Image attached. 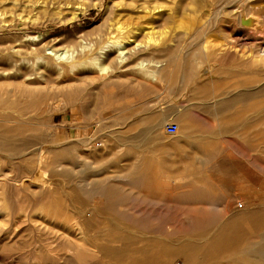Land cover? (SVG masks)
<instances>
[{
    "label": "rangeland",
    "instance_id": "374dc122",
    "mask_svg": "<svg viewBox=\"0 0 264 264\" xmlns=\"http://www.w3.org/2000/svg\"><path fill=\"white\" fill-rule=\"evenodd\" d=\"M10 18L1 36L69 56L48 81L29 60L5 96L16 138L45 150L0 152V264H264V0H0ZM117 20L127 64L107 42Z\"/></svg>",
    "mask_w": 264,
    "mask_h": 264
},
{
    "label": "bare ground",
    "instance_id": "6f19581e",
    "mask_svg": "<svg viewBox=\"0 0 264 264\" xmlns=\"http://www.w3.org/2000/svg\"><path fill=\"white\" fill-rule=\"evenodd\" d=\"M14 1V0H13ZM18 1V0H17ZM37 1V0H36ZM40 1V0H39ZM244 1V0H243ZM259 1V0H258ZM20 2V1H19ZM29 1H27L28 3ZM256 2V0H255ZM7 3V2H6ZM33 3V1H32ZM42 3V2H41ZM41 3L40 6H41ZM247 3V2H246ZM259 3V2H257ZM257 3H253L254 4H257ZM29 4V3H28ZM38 4V3H36ZM43 4V3H42ZM20 5V4H19ZM22 5V4H21ZM35 5H33L32 7L33 8H37V5L36 7H34ZM6 7V6H5ZM9 7V6H8ZM12 7V6H11ZM20 7V6H19ZM45 7V5L43 6ZM48 7V6H47ZM7 8V7H6ZM227 8V6H226ZM17 9V8H16ZM2 10V9H1ZM6 10V9H5ZM23 10V9H22ZM35 10V9H34ZM223 11V9H221ZM220 10V11H221ZM226 9H224L225 11ZM11 11V10H10ZM219 11V10H218ZM223 11V12H224ZM233 11V9H232ZM25 12V11H24ZM29 12V11H28ZM229 12H230V8H229ZM229 12H227V14H229ZM2 13V12H1ZM23 13V12H22ZM220 13V12H219ZM218 13V14H219ZM3 14V13H2ZM7 14V13H6ZM16 14V13H15ZM217 14V13H216ZM217 14V15H218ZM224 14V13H223ZM5 15V13H4ZM33 15V14H32ZM150 15V14H149ZM3 16V15H2ZM8 16V15H7ZM28 16V15H27ZM34 16V15H33ZM39 16V15H38ZM139 16V15H138ZM9 17V16H8ZM16 17V16H15ZM23 17V16H22ZM4 18V17H3ZM29 18V17H28ZM27 18V19H28ZM38 18V17H37ZM42 18V17H41ZM141 18L142 20L141 21H146V22H149V19L146 18L145 16L143 17H139ZM26 19V20H27ZM5 21H7L5 18H4ZM3 20V21H4ZM11 20V18H10ZM24 20V21H26ZM31 20V19H30ZM34 20V19H33ZM48 20V19H47ZM211 20V19H210ZM263 20V19H262ZM4 21V22H5ZM15 21H18V18L17 20ZM12 18L11 21H8L10 23H7V24H2L0 25V29H3L2 27H5L6 29L8 30H12L14 28V26L16 25V22H15ZM20 21V20H19ZM18 21V22H19ZM217 21V20H216ZM29 22V21H28ZM46 22V21H45ZM24 23V22H23ZM151 23V22H150ZM149 23V24H150ZM260 17L259 15L257 14H253L251 12H248V11H243L241 14H240V24L241 26L243 27H246L249 29L252 28L253 31L254 29H259L260 28ZM29 24V23H28ZM6 25V26H5ZM17 26V25H16ZM15 26V27H16ZM24 27H27L26 24H23ZM29 26V25H28ZM36 27V26H35ZM153 28V27H152ZM123 29V26L122 24L120 23V20H117L116 22H114L112 24V26L106 31V37H107V42L108 43H112L113 47L115 46V49L111 52L113 53H116V56H115V59L117 61V63H123L125 64L126 63V60H128L130 58V48L128 46V44H126V42H128L127 40L126 41H123V38L121 37H117V33L119 31H122ZM143 29V28H140V30ZM7 30V31H8ZM14 30V29H13ZM28 30V29H27ZM105 31V30H103ZM261 31V30H260ZM9 32V31H8ZM17 32V31H16ZM14 33V32H13ZM19 33V32H18ZM123 33V32H122ZM115 34V35H114ZM14 35V34H13ZM17 35V34H16ZM29 35V34H28ZM31 35V34H30ZM10 36H12L10 34ZM10 36H1L0 35V152H4V153H10V154H26L28 152H32L33 150H35L36 148L37 149H40L41 151H44L45 147L42 145L40 146L39 148L36 147L37 143H38V140L37 138L38 137H33L31 139H20V138H16L17 136V131L8 126L7 123L9 122H16L18 118H16V115L14 114L18 109H15V100H14V104H10L8 103V100L5 98V96H9L10 95V90L12 88L15 87V85H18V87L20 86V89H21V85L26 83V76L31 74L30 73V68L29 69H25V66L26 65L25 63L28 62L29 60H33V65L36 64V66L38 65V69H41V73H42V76L44 77V80L45 81H48L54 74H55V69H53V63L51 62V58L52 57H55L57 59L59 58H66L68 55L67 51H62V50H59V49H55V48H52L53 47V44H50V43H47V42H40V44L38 43H30L28 42V39H19V37L21 35H19V37H10ZM18 36V35H17ZM23 36V35H22ZM21 36V37H22ZM27 36V35H26ZM20 37V38H21ZM125 38V37H124ZM129 38V36L127 37ZM65 40V39H64ZM83 40L82 38L80 39V41ZM109 40V41H108ZM220 40V39H219ZM39 41V40H38ZM76 42V41H74ZM82 42V41H81ZM218 42V41H217ZM77 43V42H76ZM129 43V42H128ZM132 43V42H131ZM75 44V43H74ZM105 44V43H103ZM107 44V43H106ZM105 44V45H106ZM130 44V43H129ZM219 44V43H218ZM85 45V44H83ZM87 45V44H86ZM109 45V44H107ZM106 45V46H107ZM92 46V45H91ZM143 46L142 43H135V47L136 48H141ZM224 46V45H223ZM82 47V46H81ZM80 47V48H81ZM79 48V49H80ZM87 48V47H86ZM93 48V47H91ZM110 48V47H109ZM94 49V48H93ZM106 49V47H103V46H100V53L102 56L105 55V57H110L113 53H109V54H106L107 52H104V50ZM108 49V48H107ZM111 49V48H110ZM109 49V50H110ZM113 49V48H112ZM111 49V50H112ZM46 50H49V54L46 53L47 51ZM81 50V49H80ZM87 50V49H86ZM92 50V49H91ZM62 51V52H61ZM93 51V50H92ZM151 51V50H150ZM79 52V51H78ZM82 52V50H81ZM93 53V52H92ZM94 54V53H93ZM145 54V53H143ZM52 55V56H50ZM132 55V54H131ZM69 56V55H68ZM133 56V55H132ZM96 57H94L95 59ZM61 60V59H60ZM97 60V59H95ZM138 60V59H137ZM148 60V59H147ZM159 60V59H158ZM156 59H153V60H148V61H145L144 60H141V61H138L136 63V66L140 67L141 69H143L144 71H146L147 73L150 74L151 78L153 80H156L157 79V74H159L160 71L164 70V66L163 64L160 63V61H158ZM54 61V60H53ZM256 63H257V66H259V70L261 71L258 72L259 73V81H260V87L257 89V94L260 96L264 95V51L263 49L259 48L258 50V53L255 55V60H254ZM30 62V61H29ZM51 63L53 65H51ZM24 64V65H23ZM127 64V63H126ZM131 64V63H130ZM219 64V63H218ZM23 65V66H22ZM70 65V64H69ZM75 66V65H73ZM99 66L102 68V69H105L107 68V65H105L104 63L102 64H99ZM24 67V68H23ZM215 67V66H213ZM217 67V66H216ZM215 67V68H216ZM261 67V68H260ZM56 68V67H55ZM62 68V66H61ZM209 68V67H208ZM207 68V69H208ZM64 69V68H63ZM206 69V71H207ZM57 70H60V69H57ZM204 73V72H203ZM206 73V72H205ZM60 74V73H59ZM7 75V77H6ZM3 77V78H1ZM9 78H12L9 80ZM203 78H205V74H203ZM1 79H3V81H1ZM222 79V78H221ZM15 80V81H13ZM18 80V81H17ZM66 81V80H65ZM51 82V81H50ZM188 89V88H187ZM193 89V88H192ZM205 90L207 91V89L205 88ZM18 91V90H17ZM164 92V91H163ZM208 92V91H207ZM13 94L15 95L16 93L13 92ZM12 96V95H11ZM210 96V95H209ZM14 97V96H13ZM15 98V97H14ZM13 100V99H12ZM174 100V99H173ZM232 101V98H227L225 99L222 104H228L229 102ZM232 103V102H231ZM18 107V105H17ZM20 108V107H19ZM11 109L14 111L11 112ZM24 111H25V108H23ZM22 109V111H23ZM259 109L260 111L262 109H264V99H260L259 101ZM21 111V109H20ZM140 111V110H139ZM28 113L30 112L27 111ZM263 112V111H262ZM24 113V112H23ZM26 113V112H25ZM20 115V114H19ZM27 116V114H26ZM25 116V117H26ZM261 116V114H260ZM33 117V116H31ZM21 118V117H20ZM30 118V115L29 117ZM24 120V118H22ZM264 121V115L260 118ZM20 120V119H19ZM22 120V121H23ZM26 120V119H25ZM32 121V119H31ZM130 122V121H129ZM172 122V121H171ZM18 123V122H17ZM20 123V122H19ZM31 123V122H30ZM107 130V129H106ZM148 133V132H147ZM257 133L259 134H262L264 135V126L261 127V128H258L257 129ZM176 136V135H175ZM5 137H15L16 139L14 140H11V141H7L5 140ZM179 146V145H178ZM175 147V146H174ZM180 148V147H179ZM43 155V153H42ZM42 158V157H41ZM45 158V157H44ZM126 162V161H125ZM124 165V164H123ZM104 166V165H103ZM2 175H0V178H1ZM40 176V174H39ZM37 179H38V175H37ZM1 180V179H0ZM140 196H146V193H140L139 194ZM142 198V197H141ZM148 199V198H147ZM156 199V198H155ZM142 200H144V197L142 198ZM149 200V199H148ZM154 201V199H153ZM156 201V200H155ZM70 236V235H69ZM207 239V238H206ZM217 237L215 236L213 238L214 241H217L216 240ZM193 245V244H192Z\"/></svg>",
    "mask_w": 264,
    "mask_h": 264
},
{
    "label": "built area",
    "instance_id": "2783aa9c",
    "mask_svg": "<svg viewBox=\"0 0 264 264\" xmlns=\"http://www.w3.org/2000/svg\"><path fill=\"white\" fill-rule=\"evenodd\" d=\"M179 129V126L177 123L175 122H170L167 124V127H166V130L167 132L171 133V134H174L178 131Z\"/></svg>",
    "mask_w": 264,
    "mask_h": 264
}]
</instances>
